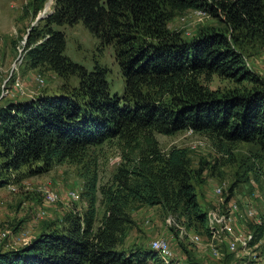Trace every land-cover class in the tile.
<instances>
[{"label": "trees", "instance_id": "1", "mask_svg": "<svg viewBox=\"0 0 264 264\" xmlns=\"http://www.w3.org/2000/svg\"><path fill=\"white\" fill-rule=\"evenodd\" d=\"M46 1L28 2L33 16ZM186 10L204 12L225 30L183 39L167 22ZM39 20L26 33L25 65L64 80L75 75L78 85L0 105V187L22 167L35 164L27 170L31 175L80 162L107 142H114L121 162L107 184L98 185L96 172L87 177L84 211L70 210L27 243L1 248L0 264H163L149 247L117 248L134 223L129 204L180 211L205 229L206 212L191 183L187 150L164 152L156 134L192 130L217 147L228 145L227 152L242 142L264 153V84L242 52L245 45L264 46V0H53L51 12ZM78 22L101 47L112 45L121 95L110 93L107 67L95 61L88 70L65 54L66 35L54 26ZM212 75L260 86L216 96L201 83ZM97 202L103 208L99 219ZM259 216V223L249 222L252 245H264V210Z\"/></svg>", "mask_w": 264, "mask_h": 264}, {"label": "rangeland", "instance_id": "2", "mask_svg": "<svg viewBox=\"0 0 264 264\" xmlns=\"http://www.w3.org/2000/svg\"><path fill=\"white\" fill-rule=\"evenodd\" d=\"M28 2L30 0H0V105L39 95L64 93L78 85L75 75L64 80L47 68L30 69L25 65L26 33L31 26L40 22L37 17L44 18L53 6V0H47L42 10L33 16ZM167 27L186 40L201 32L225 30L221 22L197 10L176 12L167 22ZM54 29L65 33V54L72 61L88 70L98 61L108 69L110 93H123V78L115 62L112 45L101 47L99 40L81 22L73 26L55 25ZM242 52L245 65L264 84V46L245 45ZM201 83L216 96L239 94L260 86L217 75H212L208 81L201 78ZM155 137L164 152L172 147L187 150L191 183L199 208L208 215L221 208L226 209L228 201H232L237 205V211L232 213L231 230L235 233L248 231L251 221L247 218V212L250 215L247 210L256 213L264 210V153L255 145L242 142L232 144L227 152L225 149L228 145L217 147L207 134L188 130L172 135L156 134ZM120 162L114 142H107L90 149L80 162L64 161L54 164L50 170L29 175L27 170L36 166L32 164L7 175V184L0 187V249L27 243L39 233L57 225L70 210L78 213L84 211L87 202L82 192L87 177L96 172L98 185L107 184ZM218 188L221 193L216 192ZM45 191L54 193L56 200L46 201ZM70 191L76 193V198L68 197ZM97 197L100 199V193ZM98 204L99 219L103 208ZM127 211L134 223L125 227L118 249L148 248L152 240L163 238L173 253L169 264H239L243 258L240 250L227 253L225 242L219 245L220 256H213L207 227L205 229L195 218L189 222L180 211H166L160 206L139 202L130 203ZM190 235H197L199 240H190ZM252 250L261 254L264 251L263 243ZM146 264L160 263L148 260ZM251 264H264V255Z\"/></svg>", "mask_w": 264, "mask_h": 264}, {"label": "built area", "instance_id": "3", "mask_svg": "<svg viewBox=\"0 0 264 264\" xmlns=\"http://www.w3.org/2000/svg\"><path fill=\"white\" fill-rule=\"evenodd\" d=\"M42 82V80L40 81ZM17 86V85H16ZM189 132H193L192 130H188ZM217 193H221V189H216ZM44 196L46 201L53 202L56 200L57 196L54 193L45 191ZM76 193L73 191L68 192V197L70 199L76 198ZM226 209L221 208L219 211L206 214V227L207 232L211 238V254L213 256H220L221 252L219 249V245L225 242V249L228 253H234L237 250L243 252V258L239 264H251L254 260L255 262L261 259L264 255V251L262 253H255L254 248H257L261 241L251 244L253 240V233L249 229L244 233H235L230 228V223L233 221L232 213L237 211V205L232 202L228 201L225 206ZM251 209V208H250ZM249 211V216L247 212V218L250 219L253 223L260 222L259 213H256L254 210H247ZM227 232L228 234H223ZM226 237V238H225ZM190 240L197 241L199 237L197 235H190ZM149 248L154 250L157 253V257L163 264H169L173 258L172 250L168 244V242L163 238L154 239L149 243ZM248 250V251H247ZM246 256V257H245Z\"/></svg>", "mask_w": 264, "mask_h": 264}, {"label": "water", "instance_id": "4", "mask_svg": "<svg viewBox=\"0 0 264 264\" xmlns=\"http://www.w3.org/2000/svg\"><path fill=\"white\" fill-rule=\"evenodd\" d=\"M41 17H37V20L40 19Z\"/></svg>", "mask_w": 264, "mask_h": 264}, {"label": "bare ground", "instance_id": "5", "mask_svg": "<svg viewBox=\"0 0 264 264\" xmlns=\"http://www.w3.org/2000/svg\"><path fill=\"white\" fill-rule=\"evenodd\" d=\"M46 12V11H45Z\"/></svg>", "mask_w": 264, "mask_h": 264}]
</instances>
